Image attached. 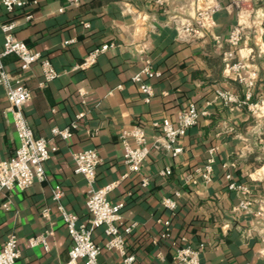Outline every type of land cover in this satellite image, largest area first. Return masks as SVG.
<instances>
[{
	"label": "crops",
	"instance_id": "1",
	"mask_svg": "<svg viewBox=\"0 0 264 264\" xmlns=\"http://www.w3.org/2000/svg\"><path fill=\"white\" fill-rule=\"evenodd\" d=\"M34 1L13 13L0 2V27L15 22L16 40L48 59L59 74L42 84L41 69L34 64L24 82L32 97L22 109L33 137L52 139L54 151L43 165V181L0 193V251L14 234L21 255L15 264H66L71 239L52 191L59 187L64 209L88 221L89 186L75 172L73 157L93 149L100 164L92 186L115 185L109 201L124 204V224H136L125 241L133 264H174L173 243L201 245L200 264H264V0H81L76 8L67 7L66 0ZM210 6L216 12L209 27L183 31ZM241 14L242 37L233 47L227 39ZM3 42L0 29V51ZM108 44L112 47L93 65L78 68L92 49ZM238 63V71L231 69ZM4 64L18 72L15 57ZM146 65L156 73L146 81L154 91L150 103L131 82ZM222 90L237 102L224 104L216 97ZM189 105L204 114L179 141L182 152L174 156L163 149L162 133L153 123L175 121ZM8 106L0 88V162L10 160L19 146ZM78 114L82 119H75ZM75 121L70 138L51 136L52 129ZM135 126L147 135L149 155L139 173L129 174L120 133ZM209 159L207 183L197 170ZM165 169L170 175H161ZM232 183L247 192L231 189ZM163 198L176 201L173 215L162 206ZM243 201L250 205L242 209ZM42 208L49 209L47 221ZM168 219L171 237L158 239L159 221ZM44 233L47 250L28 246L30 238ZM92 236L97 245L105 242L100 228ZM98 261L120 264L121 258L102 250Z\"/></svg>",
	"mask_w": 264,
	"mask_h": 264
},
{
	"label": "built area",
	"instance_id": "2",
	"mask_svg": "<svg viewBox=\"0 0 264 264\" xmlns=\"http://www.w3.org/2000/svg\"><path fill=\"white\" fill-rule=\"evenodd\" d=\"M3 9L7 13H13L17 9H22L27 5H34V0H0ZM157 4H162L161 0H155ZM81 0H66L67 7L76 8L80 5ZM216 12V6H210L197 12L193 24L187 25L183 31H190L193 26L199 29L209 27L212 23L213 15ZM25 19L30 21L31 16ZM242 14L240 23L229 35L227 42L230 46L236 47L242 37ZM88 27L87 24H85ZM16 27L15 22L4 23L0 29L4 36V42L0 51V88H3L9 103L8 111L11 113L16 137L19 140V146L14 152V156L7 161L0 162V193L11 192L14 190L22 191L27 189L33 182L43 181L45 179L44 163L50 159L53 148L50 147L51 140L43 138L36 139L33 137L32 131L24 118L23 107L31 100L32 92L25 86V77L31 71V67L38 63L43 78L42 84L52 82L58 78L59 74L52 67L50 61L41 56L38 52H33L27 46L17 41L13 36V30ZM71 41L64 43L63 46L69 45ZM111 44L103 45L92 49L83 63L78 68L85 69L87 66L93 65L97 58L108 49ZM13 56L17 61L18 72L14 73L5 68L4 59ZM232 57V54H230ZM242 65L238 63L231 69L238 71ZM151 66L146 65L141 71L132 77L131 82L139 85L140 93L146 103H150L154 97V91L146 81L154 77ZM216 97L224 104H234L237 102L229 92L222 90L216 92ZM248 99L250 98L247 95ZM203 112H200L194 105H189L187 109L181 110L176 115L175 121L167 118L160 122L153 123V128L158 129L162 133L161 144L164 150L176 156L182 152L179 141L184 138L187 131L195 126ZM83 114H78L76 120L82 119ZM77 128L76 121L65 129L54 128L51 130V136L55 139H68L71 137L72 130ZM120 142L123 146V162L129 174H137L141 170L142 164L146 161L149 150L147 147V135L141 127H133L130 130H122L120 133ZM133 142V146L130 145ZM75 164V172L80 174L89 186L85 197V207L88 213V221L82 223L76 215L68 213L60 203L62 192L59 187L52 191V201L56 204L61 220H63L68 236L71 239V248L68 252L69 258L66 264H99L98 258L101 251H114L121 258L120 264H133L135 256L127 252L125 247L126 238L132 233L136 227L135 223L124 224L121 219V212L124 209L123 203H112L108 199V194L113 190V184H109L102 188H94L92 184L96 179L97 167L100 164L98 152L93 149L81 151L73 157ZM212 160H207L203 170H197L203 181H210L212 173ZM162 176L170 175L169 169L161 172ZM229 179V176H226ZM143 185L146 182L143 181ZM231 189H239L247 192L244 187H239L232 183L229 185ZM162 206L170 215H173L177 203L171 198H163ZM8 203H6L7 206ZM250 205L248 201H243L241 208ZM49 209H41V217L49 220ZM162 228L159 232L158 239H170L171 237V220L159 221ZM102 229L105 237L103 245H97L93 239V231ZM47 234L32 237L28 241V246L34 248L42 246L47 250L46 244ZM157 239L153 240V244L157 243ZM202 246L191 248L187 244L173 243V261L174 264H200V253ZM19 241L14 234L7 236L6 241L0 251V264H15L20 258Z\"/></svg>",
	"mask_w": 264,
	"mask_h": 264
}]
</instances>
